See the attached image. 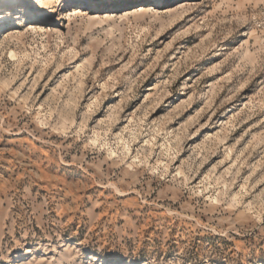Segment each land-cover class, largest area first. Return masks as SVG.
<instances>
[{
	"label": "rangeland",
	"instance_id": "374dc122",
	"mask_svg": "<svg viewBox=\"0 0 264 264\" xmlns=\"http://www.w3.org/2000/svg\"><path fill=\"white\" fill-rule=\"evenodd\" d=\"M0 264H264V0H0Z\"/></svg>",
	"mask_w": 264,
	"mask_h": 264
},
{
	"label": "bare ground",
	"instance_id": "6f19581e",
	"mask_svg": "<svg viewBox=\"0 0 264 264\" xmlns=\"http://www.w3.org/2000/svg\"><path fill=\"white\" fill-rule=\"evenodd\" d=\"M61 14H62V17H63L64 14H63V13H61ZM35 15H36V14H33V18L35 17Z\"/></svg>",
	"mask_w": 264,
	"mask_h": 264
}]
</instances>
